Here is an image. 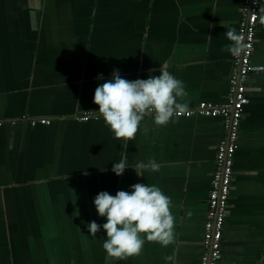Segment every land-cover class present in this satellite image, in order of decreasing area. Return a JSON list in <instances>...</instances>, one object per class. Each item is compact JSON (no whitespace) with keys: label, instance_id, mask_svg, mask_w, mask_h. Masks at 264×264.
Returning a JSON list of instances; mask_svg holds the SVG:
<instances>
[{"label":"crops","instance_id":"0c3cea01","mask_svg":"<svg viewBox=\"0 0 264 264\" xmlns=\"http://www.w3.org/2000/svg\"><path fill=\"white\" fill-rule=\"evenodd\" d=\"M242 1L0 0V264H170L168 255L175 264H201L223 118L176 117L157 126L148 114L124 147L88 111L98 109V74L109 79L114 68L128 80L168 70L185 85L188 109L224 103L234 65L225 32L238 33ZM261 16L219 264H264ZM36 118L52 123L32 126ZM125 155L129 165L155 160L159 171L129 167L116 176L112 165ZM136 183L171 197L175 239L111 257L103 230L92 236L86 227L105 222L93 199Z\"/></svg>","mask_w":264,"mask_h":264},{"label":"clouds","instance_id":"9594fccd","mask_svg":"<svg viewBox=\"0 0 264 264\" xmlns=\"http://www.w3.org/2000/svg\"><path fill=\"white\" fill-rule=\"evenodd\" d=\"M225 36L232 42L226 46L227 50L238 54L240 35L229 28ZM97 80L103 81L97 85L93 95V103L98 109L88 113L102 118L112 138L121 141L124 147L141 130V121L146 115L151 114L154 124L163 126L188 111V105L181 102L186 95L185 85L166 69L160 68L159 75L150 71L146 79L128 80L121 76L119 69L114 68L109 79L98 74ZM129 167L155 173L160 165L151 159L129 165L125 155L113 163L111 170L120 176ZM93 205L97 215L105 218V222L87 223L88 233L96 236L103 230L102 248L111 257L139 255L146 241H156L166 247L175 239L171 197L154 184L136 183L130 185V190H118L115 195L100 191L94 197ZM165 259L175 264L174 255Z\"/></svg>","mask_w":264,"mask_h":264},{"label":"built area","instance_id":"2783aa9c","mask_svg":"<svg viewBox=\"0 0 264 264\" xmlns=\"http://www.w3.org/2000/svg\"><path fill=\"white\" fill-rule=\"evenodd\" d=\"M261 3L262 0H258V3L257 0L242 1V18L238 27L241 48L238 54H234L233 71L229 81L230 89L226 101L219 105L203 102L178 116H221L227 131L226 138L216 150L204 232L205 253L201 264H219L222 259V241L232 190L235 155L239 148L240 127L245 106L249 103L246 85L249 76L258 70L253 65L252 58L256 48ZM88 118L85 116L83 120ZM51 123L52 121L48 118L30 120L32 126L51 125Z\"/></svg>","mask_w":264,"mask_h":264}]
</instances>
